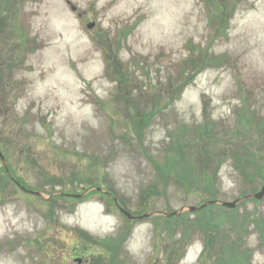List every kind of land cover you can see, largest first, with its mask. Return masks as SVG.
<instances>
[{"label": "rangeland", "instance_id": "1", "mask_svg": "<svg viewBox=\"0 0 264 264\" xmlns=\"http://www.w3.org/2000/svg\"><path fill=\"white\" fill-rule=\"evenodd\" d=\"M0 150V264H264V0H0Z\"/></svg>", "mask_w": 264, "mask_h": 264}, {"label": "water", "instance_id": "2", "mask_svg": "<svg viewBox=\"0 0 264 264\" xmlns=\"http://www.w3.org/2000/svg\"><path fill=\"white\" fill-rule=\"evenodd\" d=\"M72 9L73 10H77V7H75V6H72ZM88 27L89 28H93L94 27V23H90V24H88ZM0 155H1V157H2V159H4V156L2 155V153H1V151H0ZM20 187L24 190V191H28V192H33V191H30L29 189H27L26 187H24V186H21L20 185ZM78 197H80V195H77ZM248 197H254V198H256V199H262L263 197H264V186L262 187V189H261V191H259V192H257V193H255L254 195H252V196H247V197H245V198H248ZM240 200H236V201H233V202H228V201H218V200H215V201H211V202H209V203H220L222 206H224V207H227V208H235L236 206H237V204H238V202H239ZM205 205H207V204H205ZM204 205V206H205ZM198 209V207H196V206H192V207H190V211H195V210H197ZM121 211L124 213V214H126L130 219H134V218H136L134 215H132L129 211H127V210H125L124 208H121ZM177 212H174V213H172V214H176ZM172 214H169V216H171ZM149 215L148 214H146V215H142V216H139V218H145V217H148ZM77 262L78 263H81L82 262V259L81 258H79V259H77Z\"/></svg>", "mask_w": 264, "mask_h": 264}, {"label": "trees", "instance_id": "3", "mask_svg": "<svg viewBox=\"0 0 264 264\" xmlns=\"http://www.w3.org/2000/svg\"><path fill=\"white\" fill-rule=\"evenodd\" d=\"M0 158H1V156H0ZM5 170H6L7 173L10 174V172L8 171L7 165L5 166ZM11 178H12L13 181L15 180L14 182H17V181H18L19 183H21L18 179L13 178L12 176H11ZM128 235H129V234H128ZM128 235L126 236V238L128 237ZM232 249H233L232 251H235V248H234L233 246H232ZM112 252L115 254V256L118 257L119 254H118L117 251L113 250ZM238 253H239V254H244L243 252H238ZM239 254H237V252H232L231 255L233 256V257H232L233 260H231L230 262L235 263V262H236L235 260H238V259H239ZM235 264H236V263H235ZM237 264H241V263H237Z\"/></svg>", "mask_w": 264, "mask_h": 264}]
</instances>
